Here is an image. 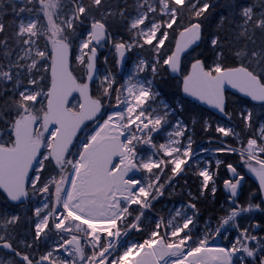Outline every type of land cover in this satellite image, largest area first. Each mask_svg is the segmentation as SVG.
<instances>
[{
	"label": "snow or ice",
	"instance_id": "6c2138e0",
	"mask_svg": "<svg viewBox=\"0 0 264 264\" xmlns=\"http://www.w3.org/2000/svg\"><path fill=\"white\" fill-rule=\"evenodd\" d=\"M116 3L117 5L119 3L127 5L128 0H116ZM19 4L18 11L13 9L17 15L11 17L7 26L0 19V46L3 48V51H0V146L7 148L14 145L16 137L13 125L26 110L24 101L27 99V94L37 91L36 81L43 84L47 76L48 86H50L53 54L51 43L45 37L47 49L40 48L39 41L43 32L33 28V26L47 28L48 16L60 17L62 21L68 23L70 30L69 58L73 63H78L84 53L83 60L86 64L89 58L87 53L91 52L95 53L97 58L102 57L104 64H108L109 57L103 48L110 46L112 48V64L122 67L128 58L136 53L137 49L142 51L147 48L151 60L139 56L138 68H134L133 74L128 76L127 83L132 84L129 92L133 90L145 91L151 100L162 97L163 89L157 90L153 87L155 78L160 76L164 83L177 86L179 91L184 94L183 101H177L180 112L185 110V102L201 109L204 108V99L198 93H191L185 85V79L194 64L200 63L215 74L217 66L221 70L231 66L249 68L251 71L249 66L254 62L256 67L262 69L260 73H254L258 82H250L243 76H229L230 86L226 91H231L232 95L238 96L242 106L236 112V116L243 125V136L237 139V133L241 130L236 127L235 132L232 133V139L237 144H246V140L253 141L257 146L264 143V96L258 95L260 87L264 86V47L256 46L249 49L245 39L240 47H235L233 44L231 56L228 57L220 35L225 21L228 20L231 24L237 10L241 5H246L247 0H179V4H177V0H154L152 4H149L148 0H133L134 11L130 15L127 7L120 8L117 15L109 0H66V3L65 0H19ZM68 4L71 5V8H67ZM185 7L192 13L189 23L197 27V32L194 36L189 35L185 39L183 51L178 57L179 63L177 64L172 63V57L175 54L176 37L186 31L180 15L181 9ZM243 11L246 12L247 8H244ZM26 12L28 15L25 19L23 14ZM209 13H212L210 17ZM109 17L122 21L120 28L115 32L110 28ZM85 22H87L86 26L76 32L77 25ZM260 23H264V20ZM97 24L100 25L99 31L96 30ZM232 26L241 27V25L235 24ZM259 26L260 24H257V27ZM9 27L13 28L12 35L17 37L11 47L8 43L9 38L5 35ZM25 28H28V31H25ZM153 28L156 31L149 40L148 36ZM240 39L241 37L237 34L235 42L239 43ZM202 44L210 49L208 55L196 52V49L200 48ZM252 44H256L254 39ZM25 51L35 52L39 55L40 60H33L29 55V63H20L25 58ZM190 54L193 55V59L186 63ZM137 55L139 54L137 53ZM228 60H231V65L227 64ZM29 64L36 67H30ZM37 72L39 75L36 74ZM145 72H150L152 78L137 79ZM112 75L111 92L117 93L119 85L116 84L114 74ZM104 79L106 81L107 76ZM90 85L97 91H103L99 87L95 75L92 77ZM42 91L46 92L47 87H44ZM41 98V96H37L33 106ZM103 99L112 105L111 94ZM147 103L148 101H145V104ZM160 104L164 108L168 107L163 99L160 100ZM227 105L228 99L225 95L224 104L217 114L221 119L231 121L232 113L228 111ZM119 107L120 105L103 107L97 120H103L111 112L118 111ZM209 107L212 108L213 105L209 104ZM141 112L145 118L151 119L156 108L153 106L151 112L141 108ZM167 115L168 113H164L162 116L158 115L157 123H163ZM179 122L183 123L182 116L179 117ZM194 123L195 121H193ZM205 127L206 130L211 128V124L207 123V120ZM227 127L231 129L233 125L229 124ZM55 131L54 128L50 129L47 138L55 135ZM159 134V130L154 133V135ZM73 147L76 145L74 144ZM248 151L250 153L251 149ZM45 153L46 149L40 151L26 175L21 172L15 180H9L7 175L0 176V264H89L88 254L83 251L84 248L91 250V244L87 239L84 240L83 246L72 245L56 227L62 222L61 217L66 215L64 206L59 205L54 209L55 222L51 219V212L42 214L43 209L48 207L46 186L47 181L51 179L47 175V167H41L40 163ZM235 155H240V153H235ZM260 155L264 157V151H261ZM49 161H51L50 157ZM240 167H244L243 161ZM241 175L243 176V173ZM146 180L147 178L144 181L134 178V186L131 191L136 192L141 189L142 185L147 186ZM163 187L161 185V188ZM209 190L215 196L219 188H205L202 194ZM37 195L40 200L33 203L37 200ZM251 195L254 197L257 193ZM164 196L165 192L161 191L153 196L149 203L141 202L142 207L136 204H126L133 210L141 208L135 217L137 221L141 220L146 213H152L150 220L154 223L148 229L140 224L135 228L129 227L127 231H121L120 235L130 237L135 233L139 237L123 248L118 239L113 244L112 237L105 236L109 242V248L102 257H97V264L101 260L106 261V264H119L123 256L130 253L138 257L136 264H196V261L201 259H205L207 264H225L226 260H231L230 252L239 254L237 259L240 264H261L264 261V243H261L264 241V204H242L240 194L233 191L228 197L231 215L223 216L222 226L213 235L208 236L201 234L198 226L200 212L195 203L190 202L191 207L195 209V215L190 217V222L186 227L177 228L174 226L173 219H165L163 213H157L156 205H162ZM232 196L236 197L235 201L232 200ZM260 197L264 201V193H260ZM195 199L196 197H193V200ZM241 209L244 214H241L239 220L229 227V221L233 220ZM253 210H255V214H247ZM96 218L110 221L111 215L107 210H104ZM161 221H163V227ZM42 224L43 227H41ZM119 227L120 224L117 222V228L119 229ZM65 230L69 234L71 233V228L67 225ZM249 230L252 232L249 244H253L254 247H249V245L237 247V245H241V237L248 239ZM80 231L83 234L90 230L84 225ZM49 232L56 233L55 239L49 240ZM116 238H119V235ZM217 240L220 241L219 244ZM21 248L28 249V251H21ZM205 250L211 259L200 255ZM242 252H247L250 259L246 261L245 256L240 254Z\"/></svg>",
	"mask_w": 264,
	"mask_h": 264
},
{
	"label": "trees",
	"instance_id": "16d2710c",
	"mask_svg": "<svg viewBox=\"0 0 264 264\" xmlns=\"http://www.w3.org/2000/svg\"><path fill=\"white\" fill-rule=\"evenodd\" d=\"M66 3V0H65ZM109 3L116 11L117 15L120 8H128V14H132L134 11L133 8V0H128L127 5L123 3H119L117 5L116 0H109ZM246 6L252 7L254 10V15L258 16L260 15L261 21L264 20V0H247L246 5H241L240 8L236 12L235 19L230 24L228 20L224 23V28L221 30L220 35L224 42L225 46V52L228 57L231 56V52L233 50V44L235 47H240L244 42L245 39L248 42L249 49L260 46L264 47V23H260L259 21H253L249 25V31L247 33H244L240 27H233L232 25H241L243 23L242 15H243V9L246 8ZM20 5L17 2V0H0V19L4 21V24L7 26L10 23L11 17L13 15H17V12H14L13 9L15 8L17 11L19 9ZM67 8H71V5L68 4ZM7 13V14H5ZM99 15V14H98ZM180 15L182 17V23L186 30L193 25L189 23L190 17L192 15L191 11L185 7L181 9ZM209 17L212 15V13L208 14ZM18 19V17H17ZM108 23L110 25V28L113 32H115L117 29L120 28L122 21L119 19H114L113 17H109ZM87 22L84 24H78L75 31L79 32L81 31L85 26ZM257 24H260L259 27H257ZM99 25V24H97ZM100 26V25H99ZM231 29V30H230ZM211 30V28H210ZM65 37L67 40H69L70 30L69 28H65ZM13 28L9 27L7 31L5 32V35L8 36V43L9 46L13 44L15 39L17 37H14L12 35ZM239 34L241 37L239 43H236V36ZM182 34L178 35L176 37V48L177 43L180 40ZM227 38V39H225ZM45 39V38H44ZM256 41V44H252V40ZM39 45L41 48H44V44L42 43V38H40ZM108 50L105 52V54L109 57L108 67H110L111 71L116 76V84L119 85V88H121L123 84V74L121 73L124 71L121 67H117V65L112 64V48L110 46H106ZM176 50V49H175ZM0 51H3L2 46H0ZM210 49H207L205 45L202 44V46L198 49H196L197 53H204V55H208ZM136 52H139L144 57H146L147 60H151V55L148 52L147 48L144 50L137 49ZM53 58V55L52 57ZM102 58V57H101ZM193 59V55L190 54L188 56V59L185 61L186 63L191 61ZM102 59L100 60L101 63ZM228 65H231V60L227 61ZM130 65V62H127V66ZM194 66V65H193ZM192 66V67H193ZM251 68V71H249V68H242L246 71L250 72L251 74L254 73H260L262 71L261 68L256 67L255 63L253 62L252 65L249 66ZM52 69V65H51ZM70 69L73 72L76 80L80 82V84L84 85L87 83V76H86V70L84 63H73L70 61ZM192 69V68H191ZM191 69L189 70V73L191 72ZM206 69V68H205ZM228 69H238L235 67H225L224 70ZM208 70V69H206ZM208 72L211 75L217 74L219 71H215V74H213L211 71L208 70ZM39 75V72L36 73ZM52 74V72H51ZM256 76V75H255ZM257 77V76H256ZM187 78V77H186ZM51 82V80H50ZM49 81L48 77H45V81L43 84H41L40 81H36L37 87L40 88L41 92L44 87H47V91L49 90L50 86H48ZM51 85V83H50ZM100 87V86H99ZM113 87V86H112ZM91 96L93 99L102 100V102L105 101L103 99L104 92L103 91H97L96 89H93L90 85L89 87ZM101 88V87H100ZM155 89H163L164 95L162 97H159L160 99H165V101L169 104V106L175 110L176 117L171 115L168 116L167 119L171 122L176 120V118H179L180 116L183 117V122L185 125H187V130H189L186 134L187 137H189L192 141H194V147H200L202 145H207V143L210 141L212 145L216 147L220 144V142H224L226 144L227 140V146L233 147L235 149H241L239 144L235 140L232 139V137H227L225 140H223L222 133L218 131L217 126L219 124V121H224L227 125L232 124L233 128L236 130V127L240 128V132L237 133L240 138L243 136V125L241 124L240 120L236 116V112H238L241 109V105L239 103V97L232 95V93H227V99H228V105L227 109L232 113V120L228 121L225 119H221L216 117L212 112L209 110H206L205 108L201 109L193 104H188L185 102V110L183 112L179 111L177 101H183V93H181L177 86L170 85L164 83V80L161 79L160 76H157L155 78ZM46 91V92H47ZM45 93V92H44ZM118 93V91H117ZM117 93H112L111 96L114 98L116 97ZM48 95H46L45 101L43 104H41V100H39L38 103H35V106H33V102L24 101V104L26 105V110L24 113H22L17 119V121L25 116L27 113H32L34 116H43L46 115V101H47ZM72 104V102H71ZM114 104L110 105L113 106ZM206 120L207 123L211 124V128L206 130ZM193 121L195 123L193 124ZM15 124L13 125V128L15 127ZM168 128L167 125H165L164 131ZM15 130V128H14ZM246 139V138H245ZM249 140H246V144ZM151 143L153 144V148L157 153H159L162 156V153L159 152L160 147L162 144L165 143V137L162 133L159 135H154L152 138ZM246 144H242V148L246 146ZM264 151V143L260 144ZM224 146V145H223ZM226 146V145H225ZM196 148V149H198ZM141 148L138 149V152H141ZM163 158V164L164 166L161 168H158L154 170V177H158V183L159 185H163V191L165 192L164 200L162 202V205H156V212L157 213H163L164 218L168 219V213L169 210L173 207H177L182 205L191 206V203H195L196 208L200 212V217L198 221V226L200 227V230L202 228V225H207L210 223L211 225H220L222 222V217L228 215L231 212V209L228 205V193H226L225 186L227 185V181L231 179L232 171H230L232 168L237 171L240 175L243 173V176L245 177L244 183L242 187L239 190L240 194V201L242 204H256L261 203L264 204V202L261 200L260 197V190L258 187L257 182L252 178L251 173H253L256 169H258L257 164H251L248 163L249 161L244 159V157L240 155H235V153H221L219 156V161H221L220 164H212L210 167V172L213 173V179L214 182L205 187V184H203V175L200 172L201 166H195V162H191V164L185 168L182 172L179 173V176L175 179L171 180V178L174 175L175 169L172 163L169 162V158L162 156ZM261 159L264 160V157H261ZM243 161L244 167L241 168V162ZM60 164L55 160V158H51V161L46 160L43 163V167H47L48 172L47 175L51 178L57 177L59 175L60 169L58 167ZM236 166V167H233ZM259 170H262V167H259ZM258 171V170H257ZM242 176V175H241ZM49 181V180H48ZM205 188H219V191L215 193V196L212 195L211 190L203 192V189ZM252 193H257L256 196H252ZM170 194V195H169ZM191 194V195H190ZM156 194H153L154 196ZM193 197H196L195 200H193ZM236 198L234 199V201ZM141 211V208L138 207L137 209L133 210L130 209L129 215L127 217V226L133 223L136 219V215ZM152 213H146L143 216V220L140 224L144 225L145 229L150 228L154 221L149 220ZM194 215H195V209H194ZM253 215V214H251ZM19 231V229H18ZM249 232H251L249 230ZM260 235V234H259ZM52 237H56L55 232H49L48 238L49 240L52 239ZM133 240L139 239V237L134 233L131 237ZM102 246H105L106 242L105 239L102 241ZM261 243H264V241H261ZM21 251H28V249L21 248ZM248 260V259H247ZM246 260V261H247ZM236 264H240L239 261H237Z\"/></svg>",
	"mask_w": 264,
	"mask_h": 264
},
{
	"label": "rangeland",
	"instance_id": "374dc122",
	"mask_svg": "<svg viewBox=\"0 0 264 264\" xmlns=\"http://www.w3.org/2000/svg\"><path fill=\"white\" fill-rule=\"evenodd\" d=\"M17 2L19 3V0H17ZM148 3L149 4L154 3V0H148ZM177 4H179V0H177ZM246 8H247V11L246 12L243 11V15H242V19L244 21L240 27V29L244 33H247L249 31V25L251 22H253V21L261 22L260 15L255 16L254 10L252 9V7L246 6ZM23 15L26 19L28 13L26 12ZM17 17L19 19V16H17ZM33 28L36 31L43 32V36H41V38H42V43L44 44L45 50L47 49V45L45 44L44 38L46 37L47 40L50 41L53 54H54V48H53L54 44L60 40H67L65 37V31L64 30H65V28H68V23L62 21L60 19V17L48 16L47 17V28L36 27V26H33ZM244 28H246V31H244ZM25 31H28V28H25ZM155 31H156L155 28H153L151 30V33L148 36L149 40L151 39V36H152V34L155 33ZM39 47L41 48L40 45H39ZM103 50H104V52H106L108 50V48H106V46H104ZM137 53L139 55H137ZM29 55H31V59H33V60H37V61L40 60L39 55H37L35 52L29 53L28 51H25V53H24L25 58L20 63H22V64L29 63V61H28ZM83 55H84V53H82L81 59L79 62L84 63L85 70H86V76H88L89 70H87V68L92 61V58H91L92 53L91 52L87 53L89 58H88L86 64L83 60ZM139 56H143V55L140 54L139 52L134 53L133 56L129 57L128 60L126 61V63L123 65L122 69L124 71H122L121 73L123 74L124 81H123L121 88H118V93H117V95L114 98V101L112 103L114 105H120L118 111L122 113V122L126 126L132 128L134 125H136L137 121L142 116H144L141 112V108H144L145 111H147V112H151V108L153 106H155L156 112L152 113V118L149 120L151 121V123L153 124L154 127L156 125L161 126L159 133H162L165 137V143L162 144L159 152L162 153V156L169 158V162L173 164L175 172L178 169H181L183 167V165L185 164V162L187 160H189V158H191L195 154L199 153L200 151L209 152L210 154H208V155L203 154V155L199 156L198 159L194 160L193 162H195V164H196L195 166H198V167L201 166L200 172L203 175V178H204L203 184H205V187L211 185L214 182L213 173L210 172L211 165L212 164H220L221 161H219L218 158L221 155V153H228V152H222V151L219 152L218 150L220 148H230V147L225 146L226 144L223 141L220 142V144L218 145L220 147H216V146L212 145L210 141L207 143V145H202L199 148L194 147V141H192L189 137L186 136V134L189 130H187L188 128H185L184 122L180 123L179 118H176V120H174L172 122H171V120L169 121L167 119L168 116L173 115L176 117L177 114H176L175 110L169 106V104L165 101V99H164V101L168 104L167 108H164V106L160 104L161 99L159 97H156L155 100H151L149 98L148 93L145 91L137 92V91L133 90V91L129 92V89L132 88V84L127 83L128 76L133 74L134 68H138ZM144 58L146 59V57H144ZM96 59H98V61H97L96 68H95V70H96L95 76L97 78L99 86L101 87V89H103V92H104L103 97H106L109 94H112V92H111V88L113 86V84H112L113 75L112 74H114V73L111 71L110 67H108L107 64L103 63V58H97L96 57ZM101 59H102V61L100 63ZM51 60H52V64H53L54 61L52 58H51ZM127 62H130V65L127 66ZM29 66L30 67H36L35 65H31V64H29ZM220 70H221L220 67L217 66L215 71H220ZM106 76H107V80L105 81L104 78ZM114 78H115V81H117L115 74H114ZM151 78H152V76H151L150 72H145L142 75H140L139 77H137V79H142V80H147V79H151ZM125 84H127V87H125ZM83 86H87V85L84 84ZM153 87H154V85H153ZM47 93H48V91L45 93L41 92L40 88L37 87V91H34V92L27 94V99L25 101L34 102V101H36L37 96H41L42 98L40 100H41V104H43L45 101L46 95H48ZM145 101H148V103L145 104ZM97 102H100L104 107L110 106L106 100L104 102H102V100L97 101ZM81 108H82L81 97L78 96L75 100L72 101V104L69 107V111L72 114L79 117ZM102 109H103V107H102ZM164 113H168V115L165 116L163 123H157V116L158 115L162 116V115H164ZM109 115L106 116L103 120H97L95 122H92L89 129H85V130H88L87 134L85 136V140L92 136L93 131L97 127L101 126V123L104 120L108 119ZM27 116H32L35 118V124H34L35 131L33 134L34 142H37V141L40 142L41 148L46 149L45 156L40 162L41 167H43V163L46 160H48L49 157L52 159L54 158V156H53L54 147L53 146H54V141H55L56 136L53 135V136H51V138H47L49 131L46 130V126H45L46 115L34 116L32 113H27L25 116L21 117L17 121V123L25 120V117H27ZM145 120L146 119L144 118V121ZM144 121H142V122L144 123ZM165 125H167L168 128L164 131ZM227 126L228 125L224 121H219V124L217 126L219 133L220 132L222 133L223 140H225L227 137H232V133L235 132L234 128L229 129ZM14 128H16V127H14ZM55 134H56V131H55ZM153 136H154V133L150 131L141 140L140 145L136 146V154H138V155L135 158V162L138 165L140 173H141L139 176L136 177V179H141L142 181H144L147 178V180H146L147 186L142 185L141 189L137 190L136 192H133V194H132V197L134 198V201H135L133 204L141 205V207H142L141 202H143L144 204L149 203L152 199L153 194H157L158 192L162 191L161 185H159V183L157 181L158 177L155 178L153 176L154 170L164 166L162 156L159 153H157V151H155V149L153 148V144L151 143ZM237 139H240V136L238 134H237ZM79 142L80 141H76V144H75L76 147H73L74 149L71 151L69 156H67V158L64 161L60 162V166L58 167V169H60L59 175L57 177H53V178L49 179V181H47V186H46V191H47V195H48V207L46 209H43L42 214L51 212L52 213L51 219L53 222H55L56 213H55L54 209L59 205H63L65 208L66 215L61 217V221H62L61 222V233H63V232L68 233L65 230L66 225L69 228H71L70 234H73L75 230L77 232H79L80 229L84 225H86L89 228V226L85 222L83 223V222L75 219L66 211V202L64 201L65 197H66L68 183L71 180V174L75 169L74 167L79 163L80 155H81L82 149L84 148V145H85V144L83 145V141H81V143H79ZM87 143H89V142H86V144ZM248 143H251L253 145V149L255 151V152H253L254 154L251 156H255L256 158L260 159L261 158L260 152L263 151L262 146L261 145H259V146L255 145L254 142L251 140H249ZM239 145H240L239 147L241 149H236V150H238L240 152H242V151L246 152L242 148V144H239ZM13 146L14 145L7 147V148H13ZM1 147H3V146H1ZM3 148H5V147H3ZM139 148L142 149L141 152H138ZM196 148H198V149H196ZM231 148H233V147H231ZM231 153H233V152H231ZM241 157H242V155H241ZM244 159L248 160L249 161L248 163L257 164L258 169H256V170L261 171V170H259V167H262V170H264V166L261 165L260 163L254 161V160L251 161L248 159V157H244ZM55 160H56V158H55ZM118 165H119V163L116 164V166H118ZM131 181L134 182V180H131ZM233 181H235V180H233ZM241 187H242V182H240L239 180L236 182H233L230 185L231 191L228 193V196H230L233 191H236L239 193V190ZM225 189L227 190L228 187L225 186ZM235 198H236L235 196H232L233 201ZM39 200H40V197H39V195H37V200L33 201V203L39 202ZM125 206H126L125 204H121L120 208L122 210H125ZM170 210H169L167 218L173 219L174 226L177 228L186 227L187 224L190 222V217L194 216V209L191 206L181 204L179 207H173ZM241 214H244L243 209H241L240 212L237 213V215L234 217L233 220L229 221L228 226L231 227V225L235 224L239 220V216ZM247 214H249V215L255 214V210H253L252 212L247 213ZM228 215H231V212ZM127 217L128 216L124 215L119 219V221H118L120 224L119 229H123L124 231H127V228H126L127 227ZM45 223H47V221H45ZM222 224H223V221L221 222L220 225H215V224L211 225L210 223H208L205 226L206 228L201 232V234L202 235L206 234L208 236H211L215 233L216 230H218L222 226ZM161 226H163L162 221H161ZM41 227H43V224L41 225ZM89 230L90 231H88L87 233H88L89 237L91 236L93 238L94 246H97V248L101 251L102 237L99 238L97 236L96 232H94L91 227L89 228ZM247 235H248V239L241 237V245H237V247H242L243 245H249V247H254L253 244H249V240L252 236V232H248ZM257 235L259 236V234H257ZM53 239H55V237H52V239H50V240H53ZM131 241H133V239L128 238L125 247ZM217 242H218V244L220 243L219 240H217ZM230 253H231L230 264H236L238 261L237 255H239V254L232 253V252H230ZM240 254H243L245 256L246 260L250 259L247 256V252H242ZM261 264H264V261H262Z\"/></svg>",
	"mask_w": 264,
	"mask_h": 264
},
{
	"label": "water",
	"instance_id": "95a60500",
	"mask_svg": "<svg viewBox=\"0 0 264 264\" xmlns=\"http://www.w3.org/2000/svg\"><path fill=\"white\" fill-rule=\"evenodd\" d=\"M99 29L100 26L96 25V30L99 31ZM196 32L197 27L193 25L182 33L177 43L178 46L175 50V54L172 57V63H179L178 57L183 51L185 39L189 35L194 36ZM53 48L54 62L51 69V85L47 93V117L45 119V126L48 131L52 128L56 130L53 156L59 163L64 159L73 142L80 136V131L84 128L86 123L94 121L98 117L103 106L99 107V104L92 99L89 92L90 81L96 72L95 66L97 59L95 53H92V61L88 66V86H82L76 80L70 69L68 41H57ZM229 76H243L250 82H258L254 74L242 68L221 70L213 76L209 74L200 63H196L185 79V85L189 88L191 93H198L199 96L204 99V108L206 110H209L216 117L220 118L217 113L224 104V96L227 95V93H231V91H226L230 86L228 80ZM258 95L264 96V86L260 87ZM78 96L81 97L82 103L79 117L69 111L70 102ZM209 104H212L213 107L210 108ZM33 126L34 118L30 116L26 117L24 121L19 122L16 126L15 146L13 148L0 147V176L7 175L9 180H15L19 177L21 172L25 175L27 174V170L31 167L42 150L40 142H34ZM123 138L124 135L122 137L113 136L112 138L102 140V143L98 146H91V143H89L88 147L83 148L81 156L87 157L88 161L83 171L84 174L82 178H84V180L82 186L77 189L74 188L77 192L74 198L75 200L83 197L93 198L102 196L103 198L106 197L109 202L111 194H114L112 198L115 200V179L117 178V181H122L125 178L130 180L141 174L135 161L121 162L120 159H122L124 155ZM247 148L251 149L250 147ZM218 151L228 153L239 152L233 148H221V150ZM199 154L201 155L202 152ZM198 155L189 159L183 168L186 167L190 161L196 159ZM118 160H120V163L118 166H115ZM252 160L264 166V160L255 158ZM230 171H232V181L238 180V172L233 168ZM179 173L180 171L178 170L173 176V179L177 177ZM251 175L257 182L260 192L264 193V171H254ZM244 179L245 177L243 176L240 178V181L244 182ZM230 185L231 181H228L227 193L231 191ZM108 202L104 203V206L108 204ZM69 241L72 245L82 246V243L75 238ZM137 259L138 257H136V260Z\"/></svg>",
	"mask_w": 264,
	"mask_h": 264
},
{
	"label": "bare ground",
	"instance_id": "6f19581e",
	"mask_svg": "<svg viewBox=\"0 0 264 264\" xmlns=\"http://www.w3.org/2000/svg\"><path fill=\"white\" fill-rule=\"evenodd\" d=\"M123 135L125 137L124 123L122 122V113L119 111H113L111 112L109 118L96 129L89 143H91V146H98L102 143V140L104 139L112 138L113 136L122 137ZM89 143H87L84 146V148L88 147ZM203 154L208 155L210 153L202 152L201 155ZM201 155L199 154L197 158ZM120 160L122 163L129 162L132 160L130 159L129 151L125 147H124V155ZM87 161H88L87 157L81 156L79 163L74 167L75 169L71 174V180L68 183L66 197L64 200L66 202V211L72 217H75L76 219L85 222L89 227L93 229H100V230H106L108 228L114 229L117 222L124 213V210L120 208V205L121 204L131 205L135 202L134 198L132 197L133 192L131 191V189L134 186V182H132L127 178H125L122 181H117L116 178L114 184L115 200H113L112 198V195L114 194H111L109 202L106 197L103 198L102 196L93 197V198L83 197L78 200H75L74 198L77 192L74 188L77 189L78 187L82 186L84 180L82 176L84 174L83 171L86 168L85 166L87 165ZM76 177L78 180L76 179ZM106 202H108V204L104 206V203ZM104 210H107L108 214L111 215L110 221H105L103 219L96 218L99 215V213ZM200 255L204 257H208V259H211L207 250H205L203 253H200ZM230 255L231 253H229V256ZM228 263L229 261L226 260L225 264ZM196 264H207V261L205 259H201L196 261Z\"/></svg>",
	"mask_w": 264,
	"mask_h": 264
},
{
	"label": "built area",
	"instance_id": "2783aa9c",
	"mask_svg": "<svg viewBox=\"0 0 264 264\" xmlns=\"http://www.w3.org/2000/svg\"><path fill=\"white\" fill-rule=\"evenodd\" d=\"M144 118H145V116H142L137 121L136 125H134L132 128H130V127H128V126H126L124 124V133H125L124 144H125V148L129 151L130 159H133V160H135V158L138 155V154H136V146L140 145V142L145 137V135L148 134L150 131L151 132H155V131L161 129V126L156 125L154 127L149 119L145 118L146 120L144 121ZM142 121H144V123ZM96 129L93 131V134L95 133ZM87 131L84 132L83 136L79 140L80 141L79 143H81V141H83V145L84 144L86 145V142H90L91 137L93 136V134H92V136L90 138L85 140V136L87 134ZM129 209L130 208L126 206L122 216H124V215L128 216L129 215ZM142 220L143 219H141L139 221L135 220L133 223H131L129 226H127V229L129 227L135 228L136 226L140 225ZM56 227L61 231V223L56 225ZM89 228L87 227V229H89ZM205 228H206L205 225H202L201 232ZM93 231L96 232V234H97V236L99 238H101L103 236H111L113 244L116 242V239H118L120 241V245H121L122 248L125 247L128 238H131L132 235L134 234L133 233L130 237L124 236V235H120L119 233L121 231H124V230L123 229H118L117 228V224L114 227V229H112V228H108L106 230L93 229ZM62 234L64 235L65 239L68 240L70 238H76V239L80 240L82 244H84V240L87 239V241L91 244V250L89 251L87 248H84L83 251L87 252V254H88L89 264H97V257H102L103 254L109 248V242L106 241L107 243H106V246L104 247V249L101 250V251H97L96 246H94L93 238L91 236L89 237L87 232H84L82 234L81 231L77 232L75 230L73 234H69V233H66V232H63ZM117 235H119V238H116ZM82 236H83V238H82ZM135 260H136V256H133L130 253L128 255L123 256V258L119 261V264H136ZM99 264H106V261L101 260L99 262ZM229 264H230V261H229Z\"/></svg>",
	"mask_w": 264,
	"mask_h": 264
},
{
	"label": "flooded vegetation",
	"instance_id": "af4514ba",
	"mask_svg": "<svg viewBox=\"0 0 264 264\" xmlns=\"http://www.w3.org/2000/svg\"><path fill=\"white\" fill-rule=\"evenodd\" d=\"M97 61H98V59L96 60V64H97ZM80 83V82H79ZM82 85V84H81ZM89 87H90V85H89ZM95 101L97 102V101H101V99L100 100H97V99H95ZM98 104H99V107L100 106H103L100 102H97ZM34 121H35V119H34ZM87 124V123H86ZM38 142V141H37ZM238 175H239V181H240V178H242L243 176H241L239 173H238ZM231 179H232V177H231ZM238 180H236V181H238ZM245 180V179H244ZM236 181H233V182H236ZM232 181H231V184L233 183ZM241 182V181H240ZM242 183H244V182H242Z\"/></svg>",
	"mask_w": 264,
	"mask_h": 264
}]
</instances>
